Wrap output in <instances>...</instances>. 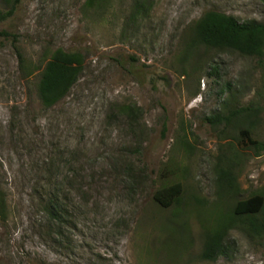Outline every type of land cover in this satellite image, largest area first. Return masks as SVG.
<instances>
[{
	"label": "rangeland",
	"instance_id": "obj_1",
	"mask_svg": "<svg viewBox=\"0 0 264 264\" xmlns=\"http://www.w3.org/2000/svg\"><path fill=\"white\" fill-rule=\"evenodd\" d=\"M0 9L13 10L0 24V264H264L253 226L264 211L237 213L264 196V52L209 48L194 33L209 11L264 23L260 0H0ZM57 52L83 64L47 109L39 87ZM60 178L62 236L44 211ZM178 184L170 207L154 200ZM218 232L223 255L204 260Z\"/></svg>",
	"mask_w": 264,
	"mask_h": 264
},
{
	"label": "trees",
	"instance_id": "obj_2",
	"mask_svg": "<svg viewBox=\"0 0 264 264\" xmlns=\"http://www.w3.org/2000/svg\"><path fill=\"white\" fill-rule=\"evenodd\" d=\"M103 0H88V4H99ZM264 4V0H260ZM13 15V10L4 12L0 9V24ZM197 42L214 49H227L235 51L244 56H262L264 52V23L251 21L241 24L236 19L225 14L209 11L203 15L194 29ZM83 59L79 53L57 52L47 63L40 87L39 97L42 105L47 109L54 107L70 93L76 84L81 71ZM241 112H253L249 108ZM244 138L253 146L257 143L251 139L249 131L242 132ZM61 168V166H60ZM50 180L57 179L53 173ZM59 176V175H58ZM63 179L60 178V195L58 186L54 183L55 191L45 201L44 211L49 217L50 223L60 225V236L62 227L68 218L67 201L63 199ZM182 193L181 185H174L157 191L154 200L162 207L168 208ZM67 199V197H64ZM264 211V196H254L240 202L237 207L239 215L257 216ZM7 212V200L0 191V218L5 220ZM257 233H264V222L262 225H253ZM223 232H218L209 238L205 251L202 255L204 260H215L223 255L222 246Z\"/></svg>",
	"mask_w": 264,
	"mask_h": 264
}]
</instances>
